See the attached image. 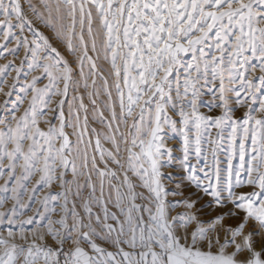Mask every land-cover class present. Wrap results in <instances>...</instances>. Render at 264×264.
Listing matches in <instances>:
<instances>
[{
	"label": "snow or ice",
	"instance_id": "snow-or-ice-1",
	"mask_svg": "<svg viewBox=\"0 0 264 264\" xmlns=\"http://www.w3.org/2000/svg\"><path fill=\"white\" fill-rule=\"evenodd\" d=\"M7 56L0 264H264V0H0Z\"/></svg>",
	"mask_w": 264,
	"mask_h": 264
},
{
	"label": "rangeland",
	"instance_id": "rangeland-1",
	"mask_svg": "<svg viewBox=\"0 0 264 264\" xmlns=\"http://www.w3.org/2000/svg\"><path fill=\"white\" fill-rule=\"evenodd\" d=\"M22 55V53H21ZM13 59V57L11 56H7L6 59L0 58V64H5L7 63L8 60ZM15 63L18 65L19 64V59H16ZM12 75H15V73H13ZM11 78H8V83L11 84ZM5 91H7V88H5ZM4 99V97L2 95H0V102H2ZM240 113L237 112V115H239ZM0 183H2V181H0Z\"/></svg>",
	"mask_w": 264,
	"mask_h": 264
}]
</instances>
